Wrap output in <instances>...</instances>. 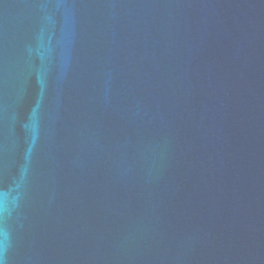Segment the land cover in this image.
I'll list each match as a JSON object with an SVG mask.
<instances>
[{
	"label": "water",
	"instance_id": "water-1",
	"mask_svg": "<svg viewBox=\"0 0 264 264\" xmlns=\"http://www.w3.org/2000/svg\"><path fill=\"white\" fill-rule=\"evenodd\" d=\"M0 264H264V0H0Z\"/></svg>",
	"mask_w": 264,
	"mask_h": 264
}]
</instances>
